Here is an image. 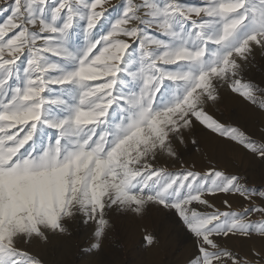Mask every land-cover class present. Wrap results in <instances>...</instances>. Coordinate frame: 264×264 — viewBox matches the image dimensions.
<instances>
[{
    "label": "snow or ice",
    "instance_id": "6c2138e0",
    "mask_svg": "<svg viewBox=\"0 0 264 264\" xmlns=\"http://www.w3.org/2000/svg\"><path fill=\"white\" fill-rule=\"evenodd\" d=\"M0 12V264H43L20 243L77 216L100 249L110 211L143 218L152 206L196 238L190 264H264V247L248 259L219 242L264 241V220L250 218L264 217V191L215 166L162 163L196 123L264 160V141L205 107L223 85L264 109V89L243 77L264 51V0H8ZM220 196L226 210L210 202Z\"/></svg>",
    "mask_w": 264,
    "mask_h": 264
},
{
    "label": "rangeland",
    "instance_id": "374dc122",
    "mask_svg": "<svg viewBox=\"0 0 264 264\" xmlns=\"http://www.w3.org/2000/svg\"><path fill=\"white\" fill-rule=\"evenodd\" d=\"M7 2L8 0H0V7ZM109 2L111 5H120L123 0H109ZM182 2L191 6H199L203 0H182ZM5 18L6 12H0V21ZM150 31L155 35H160L154 29ZM256 73L259 76L257 78ZM243 77L245 81L251 82L257 88L264 89V51L253 52L250 63L243 72ZM253 108L252 132L245 131L244 127H241V130L257 142H261L264 141V109L254 105ZM222 117L221 122L232 125L229 115L223 113ZM241 120L245 122V119ZM212 135V140L208 145L205 144L201 147L191 143V147L187 150L177 148L179 166L168 167L169 170L179 171L182 168L193 167L196 171L207 172L211 166H215L226 173L239 175L243 182L250 188H254L257 193L264 191V160L250 153L249 157H245L244 152L241 151L233 153L231 145L226 143L224 138H220L214 133ZM216 136L217 138H215ZM197 150L201 154L198 165L193 161L186 162L183 153L198 152ZM219 151L225 156L219 157ZM244 151L246 152V150ZM191 155L188 157L191 158ZM205 159L207 160L204 161ZM223 198L220 196L209 199L215 207L226 210L222 204ZM254 202L260 205L261 198L257 197ZM230 203L236 211H240L242 207H248V202L239 197H231ZM154 207H150L143 218H136L118 210L119 219L115 222L116 225L114 224L115 228L110 226L100 249L93 247L95 224L92 222L85 223L83 217L77 216L65 221V226L68 229L66 233H48V239L39 241L40 244L36 247L35 253L29 252L37 254L42 259L43 264H190L198 253L196 238L185 227L180 218L167 209H164L163 214L151 212L149 220L148 213L150 210H154ZM199 210L205 211L202 206ZM211 210L207 209V211ZM111 213L112 211L108 213L110 221L112 220ZM250 218L254 221L264 220V217L258 215H253ZM146 230L157 237L158 243L155 246H148L145 243L143 237ZM219 242L222 247L231 249L248 259L255 256L253 250L264 247V241L255 235L250 239L238 236L231 239L219 238ZM245 252L247 254H244Z\"/></svg>",
    "mask_w": 264,
    "mask_h": 264
},
{
    "label": "bare ground",
    "instance_id": "6f19581e",
    "mask_svg": "<svg viewBox=\"0 0 264 264\" xmlns=\"http://www.w3.org/2000/svg\"><path fill=\"white\" fill-rule=\"evenodd\" d=\"M254 52L260 53L262 51L257 47L254 50ZM257 77H259L258 74H257L256 78ZM205 107H206V110L209 112V114L213 115L217 119L222 121L223 120L222 115H223V113H225V114L229 115L230 121L232 122L233 126L239 127L240 129H241V127H244L245 131H247V132L251 131L252 132V130H251V128L253 127L252 118L254 116L253 115V113H254L253 105H251L247 101L243 100V98L238 96L236 93H233L230 90V88H228L227 86L222 85L219 89L218 100L216 102H209ZM241 119H245V122H242ZM243 124H244V126H243ZM212 136H213L212 133L208 129H205L202 125H199L198 123H196V124H194V126L190 132L185 133L184 143L181 144L179 142H175L174 147H175L176 152H177V148L178 149L182 148V149L187 150L189 147H191L192 140H194V139L198 141L197 145L202 147L203 145H205V144L208 145V143L211 142ZM215 138H217V136ZM217 141H219V140H217ZM212 144H211V146H212ZM214 145H216V144H214ZM229 145H231V147H232L231 149H233V151H234L233 153H237V151H241V152H244L245 157L250 156L249 153H247V151L245 152L244 150H242L241 147L235 146L234 144H229ZM207 150H208V147H207ZM183 155L185 157V160H187L186 162L193 161L197 165H198V162L200 161V157H201V154L199 153V151L193 152V153L186 152V153H183ZM188 155H191V158H189ZM205 155H206V153H205ZM224 156H225V154H223L222 152L219 151V157H224ZM178 159H179V156H178V152H177V159L175 162H173V161H171L165 157L162 159V163L164 164L165 167H175V166L178 167L179 166L178 165V162H179ZM206 160L207 159H205L204 161H206ZM180 165H182V164H180ZM194 167H196V166H194ZM197 170H199V169H197ZM153 211H155L158 214H163L164 209L161 207L155 206L154 210H150L148 213L149 220H150V213ZM110 217L112 218L111 221L109 219L110 226L115 228V225H116L115 222H117L119 219L118 210H115V209L112 210ZM39 241H40V239H33L31 241H24V242L20 243V247L23 250L30 251L31 253L32 252L35 253L36 247H38V245L40 244ZM244 254H247V253L245 252Z\"/></svg>",
    "mask_w": 264,
    "mask_h": 264
}]
</instances>
